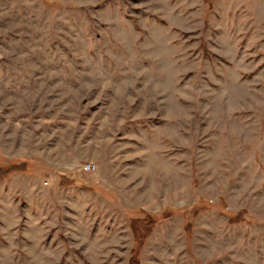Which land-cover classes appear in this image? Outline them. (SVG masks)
<instances>
[{
	"label": "rangeland",
	"instance_id": "rangeland-1",
	"mask_svg": "<svg viewBox=\"0 0 264 264\" xmlns=\"http://www.w3.org/2000/svg\"><path fill=\"white\" fill-rule=\"evenodd\" d=\"M161 214L140 264H264V0H0V264Z\"/></svg>",
	"mask_w": 264,
	"mask_h": 264
},
{
	"label": "trees",
	"instance_id": "trees-1",
	"mask_svg": "<svg viewBox=\"0 0 264 264\" xmlns=\"http://www.w3.org/2000/svg\"><path fill=\"white\" fill-rule=\"evenodd\" d=\"M68 178L66 176H62L60 178L62 186H67V184L70 182L67 180ZM67 182V183H66ZM165 218L164 214H161L160 216H148L147 217H138L135 219H132L131 221V230L133 233L134 238V248L131 252V257L129 264H140V254L142 251V248L144 247L145 242L147 241L148 237L151 235V231H153L155 225L159 221V219ZM238 220L235 218V222Z\"/></svg>",
	"mask_w": 264,
	"mask_h": 264
},
{
	"label": "built area",
	"instance_id": "built-area-1",
	"mask_svg": "<svg viewBox=\"0 0 264 264\" xmlns=\"http://www.w3.org/2000/svg\"><path fill=\"white\" fill-rule=\"evenodd\" d=\"M87 169L88 170H90V169H92V170H95V167L94 166H91V165H89L88 167H87ZM91 171V170H90Z\"/></svg>",
	"mask_w": 264,
	"mask_h": 264
}]
</instances>
